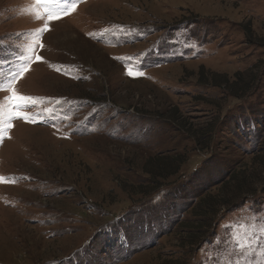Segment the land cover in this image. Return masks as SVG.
I'll return each instance as SVG.
<instances>
[{
  "label": "rangeland",
  "instance_id": "374dc122",
  "mask_svg": "<svg viewBox=\"0 0 264 264\" xmlns=\"http://www.w3.org/2000/svg\"><path fill=\"white\" fill-rule=\"evenodd\" d=\"M70 3L0 0L34 98L0 91V264H223L264 220V0Z\"/></svg>",
  "mask_w": 264,
  "mask_h": 264
},
{
  "label": "snow or ice",
  "instance_id": "6c2138e0",
  "mask_svg": "<svg viewBox=\"0 0 264 264\" xmlns=\"http://www.w3.org/2000/svg\"><path fill=\"white\" fill-rule=\"evenodd\" d=\"M37 5H46L50 0H35ZM83 2V0H71V3L63 9V13L67 14L70 8H74L78 3ZM54 17H49L53 19ZM50 30L45 27L42 31ZM37 61L42 60V57L36 56ZM23 71H27L28 63L20 65ZM23 71L17 70L14 74L10 76L6 83L0 81V91H9L11 95L7 98L13 103V111L16 113V118L24 120L25 122H34L29 116L22 114L19 109L27 108L29 105L27 103H22L25 101L32 100V97H26L19 95L12 87L16 80H18L22 75ZM128 74L131 76L132 71L129 70ZM137 75H143V70H139ZM9 127H14V125H9ZM3 133H0L2 137ZM10 138V137H9ZM15 183L16 178H8L0 176V183ZM264 220H261L258 214H253L251 217H245L240 222L235 223L231 226L230 239L225 240V248L221 250V260L223 264H257V260L264 261ZM227 257V259H225Z\"/></svg>",
  "mask_w": 264,
  "mask_h": 264
},
{
  "label": "trees",
  "instance_id": "16d2710c",
  "mask_svg": "<svg viewBox=\"0 0 264 264\" xmlns=\"http://www.w3.org/2000/svg\"><path fill=\"white\" fill-rule=\"evenodd\" d=\"M160 160H161V159H160ZM169 165H170V166H173L172 163H170ZM146 168H147V167H146ZM147 170H148V169H147ZM155 171H156V170L153 169V170H150V171L148 170L147 172L150 173V174H152V175H154V176H160V177H163V178H164V175H163L162 173H160V172L157 173V172H155ZM173 174H175V170H173V171L171 172V175H173ZM206 203H208V202H206ZM207 205L209 206V209L212 207V205H211L210 203H208ZM212 210H213V209H212Z\"/></svg>",
  "mask_w": 264,
  "mask_h": 264
}]
</instances>
